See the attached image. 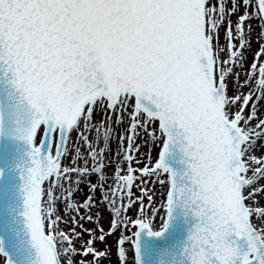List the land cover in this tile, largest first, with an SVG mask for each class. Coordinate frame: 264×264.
Instances as JSON below:
<instances>
[{"label": "snow or ice", "instance_id": "6c2138e0", "mask_svg": "<svg viewBox=\"0 0 264 264\" xmlns=\"http://www.w3.org/2000/svg\"><path fill=\"white\" fill-rule=\"evenodd\" d=\"M113 254L264 264V0H0V264Z\"/></svg>", "mask_w": 264, "mask_h": 264}, {"label": "bare ground", "instance_id": "6f19581e", "mask_svg": "<svg viewBox=\"0 0 264 264\" xmlns=\"http://www.w3.org/2000/svg\"><path fill=\"white\" fill-rule=\"evenodd\" d=\"M115 237H109L108 238V243L110 244V245H112V248H113V253L115 252ZM97 247H101V245H97ZM115 262H116V257H115V255L113 254L112 255V264H115Z\"/></svg>", "mask_w": 264, "mask_h": 264}, {"label": "rangeland", "instance_id": "374dc122", "mask_svg": "<svg viewBox=\"0 0 264 264\" xmlns=\"http://www.w3.org/2000/svg\"><path fill=\"white\" fill-rule=\"evenodd\" d=\"M102 264H107V261L102 262Z\"/></svg>", "mask_w": 264, "mask_h": 264}]
</instances>
